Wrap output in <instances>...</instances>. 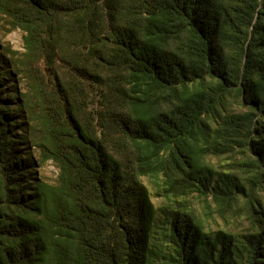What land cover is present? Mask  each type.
<instances>
[{
    "label": "trees",
    "instance_id": "trees-1",
    "mask_svg": "<svg viewBox=\"0 0 264 264\" xmlns=\"http://www.w3.org/2000/svg\"><path fill=\"white\" fill-rule=\"evenodd\" d=\"M2 22L26 52L0 45V264H264V0H0Z\"/></svg>",
    "mask_w": 264,
    "mask_h": 264
},
{
    "label": "rangeland",
    "instance_id": "rangeland-1",
    "mask_svg": "<svg viewBox=\"0 0 264 264\" xmlns=\"http://www.w3.org/2000/svg\"><path fill=\"white\" fill-rule=\"evenodd\" d=\"M0 45L2 48L9 49L8 54L12 57H15L19 64L24 61V53L26 52L24 49V33L21 30H13L10 29L8 25L4 22L0 25ZM23 66V64H22ZM17 83H19V78L16 79ZM22 92H26L28 90V86L26 83L21 85ZM39 158V155H37ZM38 173L42 179L50 184H55L58 176L59 169L53 162H48L42 165L41 167L37 166ZM264 204V195L261 196ZM190 205L192 209L201 217L208 219L207 224L214 230L222 229L225 226V222L219 218L210 217V212L206 209L202 203V201L197 197V195H193L190 198ZM235 224V223H234Z\"/></svg>",
    "mask_w": 264,
    "mask_h": 264
}]
</instances>
